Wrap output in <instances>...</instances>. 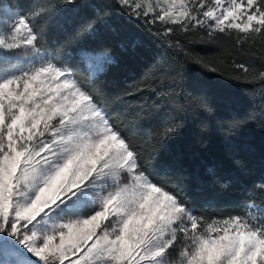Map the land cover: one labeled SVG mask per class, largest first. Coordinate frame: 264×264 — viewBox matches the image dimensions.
Masks as SVG:
<instances>
[{
  "label": "snow or ice",
  "instance_id": "1",
  "mask_svg": "<svg viewBox=\"0 0 264 264\" xmlns=\"http://www.w3.org/2000/svg\"><path fill=\"white\" fill-rule=\"evenodd\" d=\"M169 5L161 14L152 4L113 0L146 24L181 22L185 30L206 25L209 35L234 28L264 38V0ZM8 12L14 23L0 37V49L23 44L38 51L34 20L42 13L30 9L16 18ZM100 20L99 13L85 20L77 35L93 34ZM105 177L112 183L99 210L59 225L38 242L35 221ZM24 185L35 192L21 203ZM182 193L144 166L106 105L69 64L41 58L39 66L0 82V232L18 237L41 264H99L105 257L114 264H168L174 252L182 264H264V218L253 223L230 213L209 223Z\"/></svg>",
  "mask_w": 264,
  "mask_h": 264
},
{
  "label": "trees",
  "instance_id": "2",
  "mask_svg": "<svg viewBox=\"0 0 264 264\" xmlns=\"http://www.w3.org/2000/svg\"><path fill=\"white\" fill-rule=\"evenodd\" d=\"M34 20L37 46L67 63L104 103L144 166L183 189L208 222L264 208V38L204 26L172 32L113 0H5ZM93 34L77 35L95 19ZM148 19H150L148 17ZM167 33V34H165ZM109 59L92 75L84 54ZM239 65H243L241 68Z\"/></svg>",
  "mask_w": 264,
  "mask_h": 264
},
{
  "label": "rangeland",
  "instance_id": "3",
  "mask_svg": "<svg viewBox=\"0 0 264 264\" xmlns=\"http://www.w3.org/2000/svg\"><path fill=\"white\" fill-rule=\"evenodd\" d=\"M138 2L143 3L146 7L148 4L155 5V12H161V14H163L161 10L164 7L170 6L169 0H138ZM178 2L179 0H177V3ZM204 2L206 4H214V0H204ZM8 9H11L12 12L16 14V18L22 13L8 6L5 0H0V24L7 25L0 29V37L5 36L11 24L14 23V18L9 15ZM38 10L37 8L34 11ZM154 14V12L149 13V18ZM173 14L178 16L179 12L175 11ZM217 14H219V9H217ZM156 22L167 29L176 24L181 29L185 30V28L181 26V22L172 23L161 22L159 20ZM206 23H211V21ZM204 27L207 28L206 25H204ZM228 30L237 29L233 28ZM37 48L38 51L30 46L21 44V47L10 52L0 49V82H3L6 78L29 71L35 66H39L41 58L50 59L43 50L38 46ZM84 58L90 73L95 75L103 68L105 62L109 59V55L102 51L95 53L89 52L84 54ZM111 183V178H101L94 184L85 187L83 192L79 194L78 199L73 198L72 203L65 201L64 204L52 209L47 215H43L42 218L35 221L32 225V229L37 234L38 242H42L47 235L53 234L59 225L78 219H86L91 214H94L95 211L99 210L103 197L108 194L107 186ZM22 190L24 192V198L21 199L20 202L26 203L28 202V198L32 197L35 188L24 185ZM241 215H244L247 219L255 223L258 219L264 218V208L255 204H249ZM227 218L228 217L221 219L216 218L213 220ZM209 223H211V221ZM204 227L206 228V225ZM167 260L168 264H182V258L179 252H174ZM0 264H41V261L18 242V237L8 235L7 232H0ZM99 264H114V262H110L109 259L105 257L99 261Z\"/></svg>",
  "mask_w": 264,
  "mask_h": 264
}]
</instances>
